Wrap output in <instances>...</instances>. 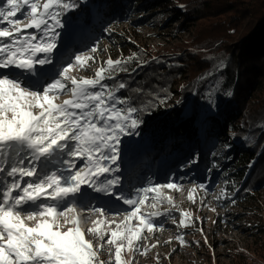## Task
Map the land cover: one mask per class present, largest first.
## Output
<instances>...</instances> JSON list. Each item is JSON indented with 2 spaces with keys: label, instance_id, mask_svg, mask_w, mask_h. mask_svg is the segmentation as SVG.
Segmentation results:
<instances>
[{
  "label": "snow or ice",
  "instance_id": "obj_1",
  "mask_svg": "<svg viewBox=\"0 0 264 264\" xmlns=\"http://www.w3.org/2000/svg\"><path fill=\"white\" fill-rule=\"evenodd\" d=\"M83 3L0 0V264H134L136 254L150 250L141 247L145 231L162 230L158 218L172 215L170 210L148 213L142 208L171 203L162 189L181 187L172 179L148 181L139 188L127 183L134 145L126 138L140 135L141 113L151 107L118 95L128 85L117 75L128 71L125 65L135 54L109 58L94 78L66 75L74 62L89 67L94 55L72 53L66 66L54 71L67 54V49L61 52L65 41L73 39L69 14L79 12ZM90 51L94 54L98 47L93 44ZM224 67L221 60L216 72L203 78ZM221 86L217 79L212 91ZM133 91L143 95L140 88ZM69 93V99L56 102ZM210 106L215 109L214 102ZM200 188L207 191L203 184ZM149 197L153 202L146 204ZM121 204L130 209L124 218L107 220L108 213L122 214ZM90 220L93 226L85 229ZM180 226H187L184 219ZM89 234L92 239L86 238ZM176 239L185 243L182 235ZM105 251L108 260L100 258ZM125 253L132 258L125 259Z\"/></svg>",
  "mask_w": 264,
  "mask_h": 264
},
{
  "label": "rangeland",
  "instance_id": "obj_2",
  "mask_svg": "<svg viewBox=\"0 0 264 264\" xmlns=\"http://www.w3.org/2000/svg\"><path fill=\"white\" fill-rule=\"evenodd\" d=\"M120 2L122 3L121 0H114L115 10H112L111 17L102 12H95V27L89 24L87 27V23L74 21V38L65 41L61 52L67 49V54L58 61L56 71L60 70L59 65L66 66L64 61L72 53L82 56L94 55L95 62L89 61V67L81 68L74 62L73 68L66 74L77 79L94 78L95 72L104 66V62L109 58L127 59L138 49L150 53L162 52L172 49L176 43L181 44L189 40L188 32L182 34L177 31L180 20H175L181 9L173 1L133 0L127 9H123ZM107 8L105 5V9ZM85 31L87 34H84ZM82 33V40H76ZM93 44L98 47L94 54L90 51ZM217 79L220 78L213 77L202 93L197 128L191 139L184 135L174 137V130L159 118L153 119V123L158 125V135L154 136V141L150 144L145 141L150 132H146L144 136L126 138L134 145L131 153L133 161L135 158L143 160L141 176L132 179V184L136 187L145 186L148 181L166 183L173 179L170 169L175 168L178 171L180 164L187 166L188 170L193 168L192 171L181 174L180 179H176L175 182L181 186L179 191L162 189L165 196L172 197L171 203L164 200L155 208L142 209L148 213L170 210L172 215L158 218L163 224L162 230H154L153 233L145 231L147 239L141 242V247L146 245L150 250L145 255L136 254L134 264H236L234 255L237 250L245 251L260 241L259 231L264 229V186L256 190L249 201L239 200L235 191L229 190L232 186L230 179L238 172L242 158L238 159L241 157V149L225 147L235 142L231 137L234 122L228 116L224 117V123L216 119L226 101L221 88L212 91ZM70 95L61 94L56 102L69 99ZM210 101L215 103L214 110ZM177 102L176 96L164 104L163 109L170 110ZM190 111L191 107H188L178 119L184 120ZM178 123L173 126L179 125ZM180 138L184 141L180 143V147L175 148L174 144ZM194 158L196 163L194 167H190L189 160ZM177 160L181 162L174 166ZM202 184L206 186V192L200 188ZM190 193L193 199H189ZM225 194L227 198H224ZM148 201L147 204L153 202L151 197ZM182 212H188L190 215L182 217ZM107 215L109 221L124 218V214ZM95 219L97 217H92V220ZM181 219H184L187 226L177 227ZM136 223L138 221H133V224ZM86 225L93 226L91 220ZM177 235H182L185 241L183 245L176 239ZM87 238L93 237L89 234ZM151 245L156 247L152 248ZM108 256L105 251L100 258L108 260ZM124 258H132V253H125Z\"/></svg>",
  "mask_w": 264,
  "mask_h": 264
},
{
  "label": "trees",
  "instance_id": "obj_3",
  "mask_svg": "<svg viewBox=\"0 0 264 264\" xmlns=\"http://www.w3.org/2000/svg\"><path fill=\"white\" fill-rule=\"evenodd\" d=\"M121 1V7L127 9L133 0ZM171 1L181 9L175 20H180L177 31L188 32L189 40L157 53L138 49L136 59L125 65L128 71L117 75V80L128 85L118 95L132 98L137 106L151 105L141 113L143 123L138 129L139 136L150 132L147 144L158 135L154 118L166 121L174 137L191 139L197 128L202 93L213 77H219L222 92L231 90L232 95L224 94L226 101L216 119L224 123L228 116L234 122L231 137L235 142L230 146L241 149L238 159L242 158L229 190L235 191L239 200L249 201L264 186V0ZM114 7V0H84L79 12L69 16L95 27V12L111 17ZM221 60L223 70L203 78L208 72H216ZM137 88L143 90V95L133 91ZM176 96V106L165 111L164 104ZM188 107V117L179 120ZM176 123L179 125L173 126ZM183 141L180 138L174 147H180ZM259 233V242L245 251H236V264H264V229Z\"/></svg>",
  "mask_w": 264,
  "mask_h": 264
},
{
  "label": "bare ground",
  "instance_id": "obj_4",
  "mask_svg": "<svg viewBox=\"0 0 264 264\" xmlns=\"http://www.w3.org/2000/svg\"><path fill=\"white\" fill-rule=\"evenodd\" d=\"M177 161H179V160H177ZM193 165H195V164H193ZM194 167V166H193ZM193 170V168H190L189 170H187V173L188 172H190V171H192ZM120 207V206H119ZM121 208V207H120ZM108 214H112V213H108ZM108 216V215H107Z\"/></svg>",
  "mask_w": 264,
  "mask_h": 264
}]
</instances>
